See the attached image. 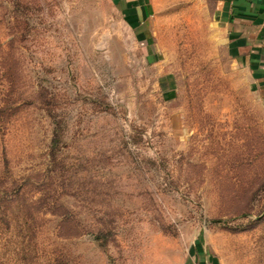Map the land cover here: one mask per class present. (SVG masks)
Instances as JSON below:
<instances>
[{
    "label": "rangeland",
    "instance_id": "obj_1",
    "mask_svg": "<svg viewBox=\"0 0 264 264\" xmlns=\"http://www.w3.org/2000/svg\"><path fill=\"white\" fill-rule=\"evenodd\" d=\"M151 20L155 64L110 0H0V264H264L263 92L215 0Z\"/></svg>",
    "mask_w": 264,
    "mask_h": 264
},
{
    "label": "crops",
    "instance_id": "obj_2",
    "mask_svg": "<svg viewBox=\"0 0 264 264\" xmlns=\"http://www.w3.org/2000/svg\"><path fill=\"white\" fill-rule=\"evenodd\" d=\"M130 37V44L141 53L145 63L158 61L159 47L154 39V0H110ZM216 16L225 33L228 48L239 65L253 75L257 89L264 95V0H215ZM123 48V47H122ZM160 75L164 97L174 90L168 74ZM186 264H210L207 256L191 251Z\"/></svg>",
    "mask_w": 264,
    "mask_h": 264
},
{
    "label": "trees",
    "instance_id": "obj_3",
    "mask_svg": "<svg viewBox=\"0 0 264 264\" xmlns=\"http://www.w3.org/2000/svg\"><path fill=\"white\" fill-rule=\"evenodd\" d=\"M95 239H99V236H96V238Z\"/></svg>",
    "mask_w": 264,
    "mask_h": 264
}]
</instances>
